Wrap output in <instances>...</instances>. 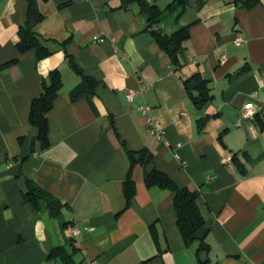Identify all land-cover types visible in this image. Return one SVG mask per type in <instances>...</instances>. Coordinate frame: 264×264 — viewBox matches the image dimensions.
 <instances>
[{
    "label": "crops",
    "instance_id": "1",
    "mask_svg": "<svg viewBox=\"0 0 264 264\" xmlns=\"http://www.w3.org/2000/svg\"><path fill=\"white\" fill-rule=\"evenodd\" d=\"M148 1L165 8L172 0ZM258 1L247 8L235 0H188L178 21L157 25L165 33L190 26L183 66L175 70L137 3L38 0L44 17L34 29L54 51L38 60L34 50L17 49L28 0H0V264H65L48 257L58 246L74 251L76 264H264V131L255 116H242L251 101L264 117V0ZM66 52L98 81L77 100L71 92L83 78ZM55 69L64 84L47 115L51 145L43 148L31 104ZM198 71L214 96L203 109L184 85ZM131 89L143 90L130 101ZM207 115L199 131L197 121ZM148 116L163 126L162 140ZM121 141L153 154L134 168L137 192L125 210L130 162ZM154 167L199 194L206 225L190 246L177 224L174 193L144 181ZM27 179L61 201L60 215L43 200L38 208L24 201ZM201 239L210 250L198 255Z\"/></svg>",
    "mask_w": 264,
    "mask_h": 264
},
{
    "label": "trees",
    "instance_id": "2",
    "mask_svg": "<svg viewBox=\"0 0 264 264\" xmlns=\"http://www.w3.org/2000/svg\"><path fill=\"white\" fill-rule=\"evenodd\" d=\"M236 4H242L244 7L252 8L258 0H235ZM132 3H137L142 12L147 16L148 28L159 44V46L167 53L172 66L175 70H180L183 66L182 54L184 43L190 38V26L179 27L172 33L162 32L157 29V25H161L166 20L174 18L178 21L185 10L188 0H172L170 4L161 8L157 4H152L148 0H123V7H127ZM44 15L38 7V0H28L27 20L21 25L18 31L17 49L19 54L34 50L38 60L49 57L54 51L45 43V41L35 31V26L43 19ZM67 41L63 43L66 47ZM66 57L71 68L83 78L82 83L71 92V99L77 100L86 93L95 91L98 81L84 73L78 66L71 54L66 52ZM18 57L7 61L1 67H7L15 64ZM62 72L59 69L52 70L47 78L42 81V91L35 97L31 104L30 123L38 129V140L42 142L43 148L51 145L49 139V120L48 112L53 108L55 99L59 96L63 88ZM185 90L198 109H203L214 96L211 93L208 81L203 77L201 72H195L184 80ZM212 116L207 115L197 121L199 131H203ZM255 121L262 131H264V117L260 113L255 115ZM226 131L219 136L220 142L224 145L223 137ZM117 136L119 134L116 131ZM122 146L126 150L130 162V169L126 180L124 181V195L126 198L125 209H127L136 196L137 187L133 178V170L137 165L145 167L153 161V154L149 149L132 151L126 147L124 141ZM238 164L242 172L244 167L237 159L233 158ZM144 181L149 188L158 187L170 190L174 193V206L177 212V224L184 239L186 246L192 245L198 239L196 234L206 225V218L199 204V194L188 188L180 187L167 173L154 167L149 171H145ZM28 190L24 193V201L31 203L36 208L39 207L43 200L47 203L49 212L52 216L61 214L63 205L61 201L50 192L40 187L32 179H27ZM151 233L155 242L159 243V233L155 224L150 226ZM210 247L204 239L199 241L197 254L201 252H209ZM49 259H61L65 264H76L74 259V251H70L65 246H58L51 250ZM201 264H208L207 260H200Z\"/></svg>",
    "mask_w": 264,
    "mask_h": 264
},
{
    "label": "built area",
    "instance_id": "3",
    "mask_svg": "<svg viewBox=\"0 0 264 264\" xmlns=\"http://www.w3.org/2000/svg\"><path fill=\"white\" fill-rule=\"evenodd\" d=\"M102 41L103 39H97ZM227 60V56L226 55H222L221 57V61L224 63ZM143 89H131L127 92V98L128 100L132 101L133 98L137 95H139L141 93ZM140 110L144 113V114H149L151 107L149 105H144L140 107ZM256 107L254 105L253 102H247L242 110V116L246 117V118H253L256 115ZM148 121V125H149V129L150 131L156 135V137L159 140H162L164 138L165 135V130L163 128V126L156 120H154L152 117L148 116L147 118ZM72 235H77L79 233V229L77 228H72L71 230Z\"/></svg>",
    "mask_w": 264,
    "mask_h": 264
}]
</instances>
